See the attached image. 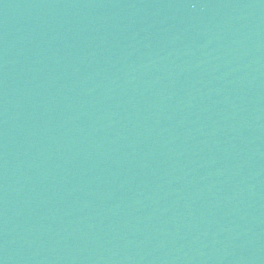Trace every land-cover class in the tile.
<instances>
[{
    "label": "water",
    "instance_id": "water-1",
    "mask_svg": "<svg viewBox=\"0 0 264 264\" xmlns=\"http://www.w3.org/2000/svg\"><path fill=\"white\" fill-rule=\"evenodd\" d=\"M0 264H264V0H0Z\"/></svg>",
    "mask_w": 264,
    "mask_h": 264
}]
</instances>
